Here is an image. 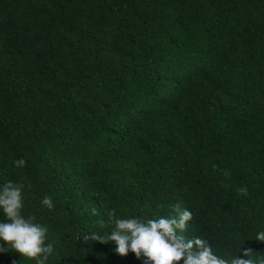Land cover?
<instances>
[{"label": "trees", "instance_id": "16d2710c", "mask_svg": "<svg viewBox=\"0 0 264 264\" xmlns=\"http://www.w3.org/2000/svg\"><path fill=\"white\" fill-rule=\"evenodd\" d=\"M6 181L48 228L45 264H144L82 237L110 233L113 209L147 221L177 202L193 212L178 235L264 259V0H0Z\"/></svg>", "mask_w": 264, "mask_h": 264}, {"label": "clouds", "instance_id": "9594fccd", "mask_svg": "<svg viewBox=\"0 0 264 264\" xmlns=\"http://www.w3.org/2000/svg\"><path fill=\"white\" fill-rule=\"evenodd\" d=\"M26 161L16 159L14 166L23 168ZM216 167L215 165L213 166ZM229 173L224 171V175ZM30 189V185H28ZM24 183L6 181L0 185V209L5 216V221L0 222V252L9 249L21 256L36 260L37 264H45L53 252V244H45L48 228L36 221L35 216L22 214V190ZM238 195H248L247 187L237 189ZM42 206L52 210L55 205L50 196L45 195L41 201ZM177 202L172 207V213L166 217L148 219L138 218L120 219L116 211L107 213V222L113 226L110 233L100 235L92 232L83 235L82 239L113 241L117 245L116 252L126 255L129 251L135 253L137 258L144 257V264H178L183 259V264H229V260L213 253L210 243L202 238L187 239L178 235L186 230L187 222L193 220V212L182 208ZM91 214L96 215L97 209L92 208ZM105 221L101 220L103 227ZM255 239L264 242V231L258 232ZM252 249H244L243 255L247 259L234 258L230 264H264V259L258 262L250 258Z\"/></svg>", "mask_w": 264, "mask_h": 264}]
</instances>
